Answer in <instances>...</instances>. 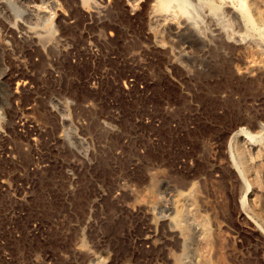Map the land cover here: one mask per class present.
<instances>
[{
	"label": "rangeland",
	"instance_id": "1",
	"mask_svg": "<svg viewBox=\"0 0 264 264\" xmlns=\"http://www.w3.org/2000/svg\"><path fill=\"white\" fill-rule=\"evenodd\" d=\"M153 1L0 0V264H264V40Z\"/></svg>",
	"mask_w": 264,
	"mask_h": 264
},
{
	"label": "bare ground",
	"instance_id": "2",
	"mask_svg": "<svg viewBox=\"0 0 264 264\" xmlns=\"http://www.w3.org/2000/svg\"><path fill=\"white\" fill-rule=\"evenodd\" d=\"M86 0H82L84 3ZM220 3L229 4L232 5L236 10L239 12V14L242 17V20L245 25H247L251 30L255 31L263 40H264V28H261L260 24L262 21L263 11L259 8L257 3H259L260 0H215ZM261 2V1H260ZM170 3L171 0H154L151 4V19L149 18V22L152 25L155 24H167L169 20H171V9H170ZM118 7V6H117ZM264 7V6H263ZM29 10L34 14L38 15L41 11H43V6L40 4H29L28 5ZM55 16L53 18L47 17L46 23H52ZM57 23L61 22V19L57 17L55 19ZM157 24V25H158ZM264 27V26H263ZM245 49V48H244ZM246 62V61H245ZM248 63V62H247ZM239 65V64H238ZM255 69V68H254ZM248 70V69H247ZM260 70V69H259ZM245 72V71H244ZM243 72V73H244ZM242 73V72H241ZM264 73V71H263ZM245 75V74H244ZM255 88V87H254ZM246 89V88H245ZM7 113V112H6ZM239 133V132H237ZM240 134L242 136V139L249 141L252 136L249 132L245 130H241ZM245 144V143H244ZM243 146V145H242ZM246 146V145H245ZM242 149V148H241ZM243 154V153H242ZM244 158V157H243ZM242 158V159H243ZM237 169L239 170V174L242 175L243 171L245 169L244 163L242 162L241 167ZM207 181V180H206ZM212 186V185H211ZM220 187V186H219ZM155 190V189H154ZM245 197V196H244ZM210 203V202H209ZM222 212V211H221ZM224 215V214H223ZM175 221V220H174ZM198 231V230H197ZM201 231V230H200ZM208 231V230H207ZM199 232V231H198ZM193 237V236H192ZM202 241V240H201ZM196 242V241H195ZM197 243V242H196ZM203 243V242H202ZM201 244V243H200ZM205 244V243H204ZM204 246V245H202ZM207 246V245H206ZM217 247V246H216ZM220 254V253H219ZM168 255H171L168 253ZM167 255V256H168ZM166 256V257H167ZM176 256V255H175ZM170 257V256H169ZM177 257V256H176ZM222 257V255H221ZM220 257V258H221ZM170 259V258H169ZM172 259V258H171ZM177 260V259H176ZM171 261V260H170ZM220 261V260H218ZM223 262V260H222ZM221 262V263H222ZM173 264V263H172Z\"/></svg>",
	"mask_w": 264,
	"mask_h": 264
}]
</instances>
